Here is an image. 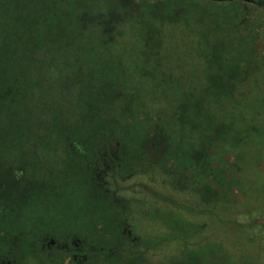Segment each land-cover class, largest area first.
I'll return each instance as SVG.
<instances>
[{
  "label": "trees",
  "instance_id": "16d2710c",
  "mask_svg": "<svg viewBox=\"0 0 264 264\" xmlns=\"http://www.w3.org/2000/svg\"><path fill=\"white\" fill-rule=\"evenodd\" d=\"M201 1L0 0V260L151 264L111 184L146 177L210 214L232 176L264 166L237 97L250 62L237 29L264 0ZM204 19L224 52L162 54L170 27ZM165 223L183 247L165 264H230L191 244L197 226Z\"/></svg>",
  "mask_w": 264,
  "mask_h": 264
},
{
  "label": "rangeland",
  "instance_id": "374dc122",
  "mask_svg": "<svg viewBox=\"0 0 264 264\" xmlns=\"http://www.w3.org/2000/svg\"><path fill=\"white\" fill-rule=\"evenodd\" d=\"M187 1H196L206 6L201 0ZM243 12L237 34L246 45L245 53L249 54V77L248 82L238 90L237 94L240 95L237 97L241 101V112L252 114L254 120L250 123L256 129L254 143L264 157V9L246 5ZM213 27L211 20L204 19L201 23L192 21L185 25L180 22L178 26L166 28L168 34L162 54H174L183 59L195 54H209L216 45L221 46L224 52L226 43L215 34ZM132 41L131 37H125L119 45V51L127 49ZM192 71L191 67L184 69L186 76ZM193 80L196 85L201 82L196 74L193 75ZM256 165L259 171L255 170L251 174L252 179L246 178L243 173L241 175V172L236 175L228 174L229 177L234 175L232 177L237 185L226 190L228 192L224 201L208 207L210 214L194 213L193 210L202 208L194 195L173 192L161 187L158 182H149L146 177L135 176L125 182H118L117 185L122 190H116L112 184L110 189H114V195L128 203L129 236L132 240H137L135 248L143 251L144 258L151 264H165L171 258L181 257L183 247L180 241H164L169 232L165 223V217L168 216L184 219L197 226L199 233L191 240V244L201 245L200 247L213 252L216 243L220 254L227 256L230 253L228 256L231 260L229 258L228 263L264 264V166ZM187 248L192 250L195 246ZM0 264L18 263L10 259L0 260ZM23 264L44 263L31 257L23 260Z\"/></svg>",
  "mask_w": 264,
  "mask_h": 264
}]
</instances>
